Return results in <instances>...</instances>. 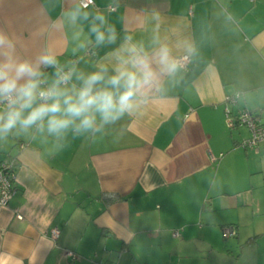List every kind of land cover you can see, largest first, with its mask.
Listing matches in <instances>:
<instances>
[{"label":"crops","instance_id":"1","mask_svg":"<svg viewBox=\"0 0 264 264\" xmlns=\"http://www.w3.org/2000/svg\"><path fill=\"white\" fill-rule=\"evenodd\" d=\"M79 2L0 0V31L16 57L47 52L85 74L103 64L111 75L132 45L154 57L163 44L190 63L159 75L137 111L102 131L0 140L17 190L0 209V264H264V146L244 148L245 128L225 123L228 109L264 124V0ZM77 10L88 19H73ZM94 23L115 41L97 44ZM41 71L50 82L56 69Z\"/></svg>","mask_w":264,"mask_h":264},{"label":"clouds","instance_id":"2","mask_svg":"<svg viewBox=\"0 0 264 264\" xmlns=\"http://www.w3.org/2000/svg\"><path fill=\"white\" fill-rule=\"evenodd\" d=\"M80 15L88 19V13L79 10L72 18ZM94 19L104 23L100 15ZM91 31L97 44L106 39L115 41L112 28L106 34L94 23ZM115 60L111 75L103 64L87 74L74 68L64 71L56 57L47 52L34 61L16 57L13 39L0 31V140L9 135L28 134L32 129L58 142L65 140L69 132L76 138L102 131L105 125L137 111L159 75L172 77L181 68L163 44L154 57L142 46L132 45ZM41 68L56 69L50 82L44 78ZM64 146L58 144V147Z\"/></svg>","mask_w":264,"mask_h":264},{"label":"built area","instance_id":"3","mask_svg":"<svg viewBox=\"0 0 264 264\" xmlns=\"http://www.w3.org/2000/svg\"><path fill=\"white\" fill-rule=\"evenodd\" d=\"M80 6L83 9H86L90 6H93V0H80ZM113 11V9H111ZM180 64V69H186L190 63V57L184 55L177 59ZM64 71H69L70 69L64 68ZM239 94L227 99L228 104H235ZM225 123L226 127L229 130H235L238 128H245L249 132V139L242 142V146L247 149H258L260 146H264V124L260 122L259 117L256 114H253L250 111H241L236 116H231V113L228 109H225ZM16 171L15 165L12 160H4L0 164V209H5L8 207L11 199L16 195ZM17 219H21L20 216H17ZM58 232L53 230L51 236L56 238ZM174 237L178 236V232L173 233ZM235 230L233 227H226L223 230V237L225 239L234 237ZM72 260H76L77 257L75 254L69 252L67 254Z\"/></svg>","mask_w":264,"mask_h":264},{"label":"rangeland","instance_id":"4","mask_svg":"<svg viewBox=\"0 0 264 264\" xmlns=\"http://www.w3.org/2000/svg\"><path fill=\"white\" fill-rule=\"evenodd\" d=\"M244 131V133H243V135H249L248 133V131H247V129H244L243 130ZM246 135V136H247ZM258 201H260V206H261V214H264V197H262L260 200H257V202ZM256 203V202H255ZM255 205V204H254ZM258 230L259 231H261V232H264V227H260V228H258ZM250 234H253V230H251V228L249 229V228H244L243 230H242V236L244 237V238H249V236H251ZM262 243H264V242H261V244L260 245H262ZM239 254V252H237V255Z\"/></svg>","mask_w":264,"mask_h":264},{"label":"trees","instance_id":"5","mask_svg":"<svg viewBox=\"0 0 264 264\" xmlns=\"http://www.w3.org/2000/svg\"><path fill=\"white\" fill-rule=\"evenodd\" d=\"M253 114H256L257 116H258V113L257 112H252ZM259 117V116H258ZM105 199L108 201V202H111V201H117V200H119L120 198L119 197H117V196H109V195H106L105 196ZM253 240V239H252ZM248 242H251V240L250 241H248Z\"/></svg>","mask_w":264,"mask_h":264}]
</instances>
